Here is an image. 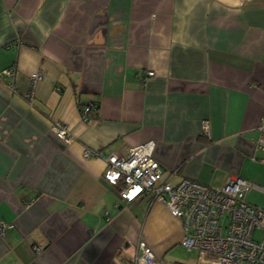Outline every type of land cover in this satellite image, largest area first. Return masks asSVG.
<instances>
[{
  "label": "crops",
  "instance_id": "0c3cea01",
  "mask_svg": "<svg viewBox=\"0 0 264 264\" xmlns=\"http://www.w3.org/2000/svg\"><path fill=\"white\" fill-rule=\"evenodd\" d=\"M6 67L0 264H133L139 240L158 264H195L181 220L147 197L123 202L85 148L124 154L152 139L172 182L234 175L264 189L252 142L264 137V0H0ZM142 70L154 74L142 81ZM32 71L42 78L29 103ZM54 120L70 142L51 133Z\"/></svg>",
  "mask_w": 264,
  "mask_h": 264
},
{
  "label": "built area",
  "instance_id": "2783aa9c",
  "mask_svg": "<svg viewBox=\"0 0 264 264\" xmlns=\"http://www.w3.org/2000/svg\"><path fill=\"white\" fill-rule=\"evenodd\" d=\"M153 74L152 70H142L140 77L144 81ZM12 75L11 67L0 71L1 78ZM29 76L30 85L24 98L31 103L34 87L42 75L32 71ZM7 84L15 87L11 80ZM88 105L81 108L82 117L86 118ZM207 126L204 120L203 133L207 132ZM49 129L60 140H72L66 125L57 120ZM252 142L256 150L264 151V137ZM154 145V140L148 139L129 146L124 154L112 152L106 156L99 150L85 148L83 156L104 159L103 176L108 183L118 185L123 202L147 197L151 202L165 204L170 214L181 220L179 243L187 250H196L195 264H264V209L245 199L250 188L264 189L234 175L226 176L220 186H211L186 176L172 182L168 179L172 171L164 170L154 157ZM253 159H257L256 156ZM10 227L11 224L0 220V237ZM257 231L259 237L255 238ZM137 247L140 253L134 255L133 264L159 263L143 240L137 242Z\"/></svg>",
  "mask_w": 264,
  "mask_h": 264
},
{
  "label": "rangeland",
  "instance_id": "374dc122",
  "mask_svg": "<svg viewBox=\"0 0 264 264\" xmlns=\"http://www.w3.org/2000/svg\"><path fill=\"white\" fill-rule=\"evenodd\" d=\"M246 201L252 205H256L258 207L264 208V195H262L260 192H257L255 190H250L248 193H246ZM255 238L259 237V232L257 231L254 235Z\"/></svg>",
  "mask_w": 264,
  "mask_h": 264
},
{
  "label": "trees",
  "instance_id": "16d2710c",
  "mask_svg": "<svg viewBox=\"0 0 264 264\" xmlns=\"http://www.w3.org/2000/svg\"><path fill=\"white\" fill-rule=\"evenodd\" d=\"M94 104V102H92V103H90L88 106V110L86 111V118L89 116V113H90V111L91 110H95L96 108H97V106ZM199 137L200 138H204V137H206L204 134H199Z\"/></svg>",
  "mask_w": 264,
  "mask_h": 264
}]
</instances>
